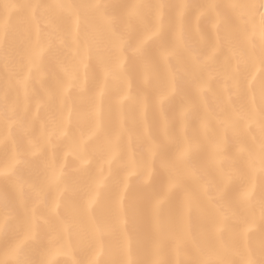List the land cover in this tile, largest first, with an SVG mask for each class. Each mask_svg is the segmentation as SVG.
<instances>
[{
  "label": "snow or ice",
  "instance_id": "snow-or-ice-1",
  "mask_svg": "<svg viewBox=\"0 0 264 264\" xmlns=\"http://www.w3.org/2000/svg\"><path fill=\"white\" fill-rule=\"evenodd\" d=\"M0 68V264H264V0H0Z\"/></svg>",
  "mask_w": 264,
  "mask_h": 264
},
{
  "label": "bare ground",
  "instance_id": "bare-ground-1",
  "mask_svg": "<svg viewBox=\"0 0 264 264\" xmlns=\"http://www.w3.org/2000/svg\"><path fill=\"white\" fill-rule=\"evenodd\" d=\"M104 2H110V0H104ZM0 75H6V73L3 72V69L0 68ZM37 89H39V86L37 85ZM71 159V157H69V160Z\"/></svg>",
  "mask_w": 264,
  "mask_h": 264
}]
</instances>
